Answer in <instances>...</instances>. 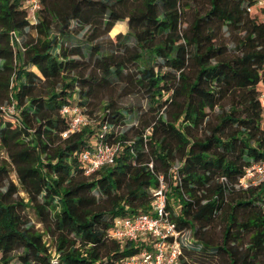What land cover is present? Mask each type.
I'll list each match as a JSON object with an SVG mask.
<instances>
[{
  "label": "trees",
  "instance_id": "trees-1",
  "mask_svg": "<svg viewBox=\"0 0 264 264\" xmlns=\"http://www.w3.org/2000/svg\"><path fill=\"white\" fill-rule=\"evenodd\" d=\"M24 1L0 0V264H122L142 244L108 230L116 217L150 213L159 175L171 220L192 230L182 264L192 251L264 264V185L236 186L264 159V23L246 11L253 0H38L32 17ZM124 20L125 33L107 36ZM114 86L146 101L125 130L129 108L87 109ZM64 105L90 119L66 137ZM104 123V141L120 152L85 175L79 154Z\"/></svg>",
  "mask_w": 264,
  "mask_h": 264
},
{
  "label": "built area",
  "instance_id": "built-area-1",
  "mask_svg": "<svg viewBox=\"0 0 264 264\" xmlns=\"http://www.w3.org/2000/svg\"><path fill=\"white\" fill-rule=\"evenodd\" d=\"M246 11L254 13L264 23V0H253L246 7ZM258 98L264 122V78L259 83ZM60 112L70 117L68 129L62 133L63 137L79 131L90 123V119L78 105H64ZM109 128L108 124H102L97 138L91 141L90 147L80 152L79 160L85 175H91L102 166L111 165L120 152L119 143L104 141V133ZM263 185L264 159L245 166L236 183L240 189ZM165 188L166 183L162 175H159L158 185L151 189L153 200L150 213H137L114 219L112 227L108 230L111 238L120 242L133 240L142 244L138 253L124 259L122 264H182L179 256L185 243L182 232L177 229L166 209ZM50 251L51 262L56 263L58 255L54 249Z\"/></svg>",
  "mask_w": 264,
  "mask_h": 264
},
{
  "label": "rangeland",
  "instance_id": "rangeland-1",
  "mask_svg": "<svg viewBox=\"0 0 264 264\" xmlns=\"http://www.w3.org/2000/svg\"><path fill=\"white\" fill-rule=\"evenodd\" d=\"M23 7L27 10L28 16L32 17L34 15V11L39 8L38 0H25L23 2ZM191 15H192L191 10H187L185 12V14L183 16V20L185 22L183 23L182 27L186 26V22L191 19ZM124 21H126V20H124ZM27 30H28V33H30V35H32V36L35 35V32L33 30H29V29H27ZM85 30H83L78 35V37H81ZM119 33H121V32H119ZM220 33H221V36H220L221 39L223 41H225L226 43H228L229 46L232 47L234 45V43L231 42L232 37L228 35V32L225 30V28L223 30H221ZM107 36H109L112 39H114V37H115V35L113 36L111 32H109L107 34ZM26 37L27 36L25 35L24 37H18L17 39L19 41H22V40H25ZM117 83H119V82H117ZM116 85L119 86L120 84H116ZM114 87L115 88L112 87V88H108V89H103L100 93V97L95 99V100H92L93 106L91 108H87V109H92L93 111H95L97 113V115L101 114L103 106L109 101H115V105L120 106L123 109L129 108L130 110H132L130 114L133 116V118L131 120H129L124 126H122V129L125 130V129L129 128L131 125L137 124V122H138L137 115L140 114L142 111H145L146 101L144 98L141 97V95H138V94H128V95L121 94L119 88H117L116 86H114ZM9 109L12 110V108H9ZM127 116H129V114ZM3 157L6 158L5 155H3ZM9 179H11L13 182L17 183L16 175H15V172L13 170L10 171ZM19 195L25 196V194L22 191H19ZM25 213H26L25 214L26 218L29 221L30 225H33L34 228L38 231L43 228L42 224L39 222L36 214L34 213V211L32 209H30V208L26 209ZM221 227H222L221 220L217 219L215 222V226L213 227V235H214L216 240L219 237ZM182 237H183L184 243L189 242V240L192 239V230L185 229L182 232ZM185 259L187 261H189V263H191V264H217V262L216 263H215V261L213 262L212 259L210 257H208L206 254L199 252V251H192V252L185 253ZM15 261L16 260L14 259V261H12V262H15Z\"/></svg>",
  "mask_w": 264,
  "mask_h": 264
},
{
  "label": "crops",
  "instance_id": "crops-1",
  "mask_svg": "<svg viewBox=\"0 0 264 264\" xmlns=\"http://www.w3.org/2000/svg\"><path fill=\"white\" fill-rule=\"evenodd\" d=\"M115 28H116V31L114 33H112L113 36L116 35V34H118L119 32L125 33L127 31V23H126V21H118L113 26V28L111 29V31L114 30Z\"/></svg>",
  "mask_w": 264,
  "mask_h": 264
}]
</instances>
